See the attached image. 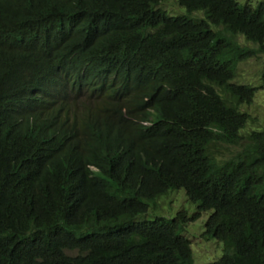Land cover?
Returning a JSON list of instances; mask_svg holds the SVG:
<instances>
[{"label": "trees", "instance_id": "obj_1", "mask_svg": "<svg viewBox=\"0 0 264 264\" xmlns=\"http://www.w3.org/2000/svg\"><path fill=\"white\" fill-rule=\"evenodd\" d=\"M165 1L0 0L23 50L0 64V264H195L204 216L203 264H264L259 87L234 81L264 0ZM179 190L193 212L140 220Z\"/></svg>", "mask_w": 264, "mask_h": 264}, {"label": "rangeland", "instance_id": "obj_2", "mask_svg": "<svg viewBox=\"0 0 264 264\" xmlns=\"http://www.w3.org/2000/svg\"><path fill=\"white\" fill-rule=\"evenodd\" d=\"M240 1H249L254 3L256 0H240ZM161 7L166 9L171 13H179L172 15H181L188 14V11L185 7H181L177 0H167L161 4ZM183 12V13H182ZM195 16H202V13L197 11L194 12ZM237 41L241 44L243 39L238 37ZM264 53H260L255 58H252L245 62H240L236 70V76L234 81H245L251 82L254 85L258 86L259 89L255 92L252 102L249 104H243L241 110L248 112L253 117L252 121L246 123L244 129L242 130V135L250 132L251 130H263L264 129ZM235 148H229L224 151V156H229ZM238 150V148H237ZM159 202V209L154 210L151 207L149 211L140 216V220L151 219L154 215L164 216L166 218H171L182 208L188 209V211L193 212L194 208L191 205L184 190L171 191L167 195L162 196L157 200ZM208 216H204L203 219L199 222L190 223L187 226V231L190 235L197 236L194 238V255H195V264H203L209 260H213L216 257L220 256L223 252L222 245L216 247L211 241L208 243L204 237L197 235L194 231L201 230L204 226L203 221H206ZM203 230V229H202ZM214 245V246H213Z\"/></svg>", "mask_w": 264, "mask_h": 264}, {"label": "clouds", "instance_id": "obj_3", "mask_svg": "<svg viewBox=\"0 0 264 264\" xmlns=\"http://www.w3.org/2000/svg\"><path fill=\"white\" fill-rule=\"evenodd\" d=\"M22 53H23V50L19 45L11 43L7 41L6 39L0 42V64L3 63V61L6 59L7 56L9 55L21 56ZM251 131H255V130H251Z\"/></svg>", "mask_w": 264, "mask_h": 264}, {"label": "bare ground", "instance_id": "obj_4", "mask_svg": "<svg viewBox=\"0 0 264 264\" xmlns=\"http://www.w3.org/2000/svg\"><path fill=\"white\" fill-rule=\"evenodd\" d=\"M17 42V41H16ZM249 44V43H248ZM251 45L252 44H250V46L249 47H251ZM255 45V44H254ZM257 46V45H256ZM252 49V48H251ZM264 56V55H263ZM11 57V56H10ZM9 60V59H8ZM39 72V71H38ZM39 74V73H38ZM37 74V75H38ZM62 75V74H61ZM113 81V80H112ZM34 99H35V97H34ZM25 110V109H24ZM124 118V117H123ZM108 127V126H107ZM152 128V127H151ZM106 131V130H105ZM112 133H114L113 131H112ZM111 134V133H110ZM111 136H113L112 134H111ZM112 139V138H111ZM92 145H93V143H92ZM96 146V145H95ZM114 146V145H113ZM97 148H99V146L97 147ZM103 148V147H102ZM112 155V154H111ZM125 158V157H124ZM140 167V166H139ZM142 167V166H141ZM211 182V181H210ZM241 195V194H240ZM194 219V218H193ZM112 264V263H111Z\"/></svg>", "mask_w": 264, "mask_h": 264}]
</instances>
